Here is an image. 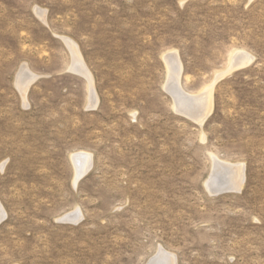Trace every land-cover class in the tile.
Instances as JSON below:
<instances>
[{
	"label": "rangeland",
	"instance_id": "374dc122",
	"mask_svg": "<svg viewBox=\"0 0 264 264\" xmlns=\"http://www.w3.org/2000/svg\"><path fill=\"white\" fill-rule=\"evenodd\" d=\"M154 263L264 264V0H0V264Z\"/></svg>",
	"mask_w": 264,
	"mask_h": 264
},
{
	"label": "bare ground",
	"instance_id": "6f19581e",
	"mask_svg": "<svg viewBox=\"0 0 264 264\" xmlns=\"http://www.w3.org/2000/svg\"><path fill=\"white\" fill-rule=\"evenodd\" d=\"M71 43V42H70ZM69 42L67 43V45L69 46V44H70ZM71 47H69V49H70ZM175 53V52H174ZM171 55H172V53H170ZM173 55H176V54H173ZM173 55H172V57H173ZM248 54H245V55H237V57H233V59H232V62H231V64H230V66H228L229 67V69H228V71L229 70H231V69H235V68H238V67H241L242 65H246L248 62H249V60L251 59L250 57H248L247 56ZM168 56V55H167ZM73 57H75V56H73ZM172 57H170V58H172ZM177 57V56H176ZM169 58V59H170ZM74 59H77V58H74ZM168 59V60H169ZM73 60V59H72ZM78 60H79V58H78ZM171 60V59H170ZM174 60H176V58L174 59ZM174 60H173V62H174ZM179 60V59H178ZM177 60V61H178ZM172 61V60H171ZM171 61H170V63H171ZM167 62V61H166ZM180 62V61H179ZM178 62V63H179ZM78 63H80V65L83 67V64H82V62L81 61H79ZM246 63V64H245ZM250 63V62H249ZM76 64V63H75ZM174 64H176V63H174ZM180 64V63H179ZM171 65V64H170ZM176 66H178L176 69H178L179 71H180V65H176ZM173 67V66H172ZM171 67V68H172ZM84 68V67H83ZM171 68H170V70H171ZM74 70V69H73ZM85 70V69H84ZM178 70H176V71H178ZM77 71V70H76ZM87 71V70H86ZM85 71V72H86ZM173 71V72H172ZM171 72V74H174V75H177L178 76V74L180 73H178V72H176L175 71V69L174 70H172ZM232 71V70H231ZM84 72V71H83ZM87 73V72H86ZM85 73V74H86ZM176 73V74H175ZM223 74V73H222ZM85 76V75H84ZM217 76H220V75H218L217 74ZM217 76H215L216 78H217ZM222 76H224V75H222ZM214 77V78H215ZM220 78H221V76H220ZM170 79V78H169ZM218 79V78H217ZM174 80V79H173ZM177 80V79H176ZM171 81V80H170ZM174 82H175V80H174ZM169 85H170V83H168ZM215 84V83H214ZM175 86V85H174ZM170 87H172V85H170ZM91 88V87H90ZM175 88V90L173 91V93H171L173 96H174V101H175V106H176V110L179 112V113H182V114H184V115H186L187 117H189V118H191V119H193V120H197L198 122H202L203 121V119L202 118H205L204 116L208 113V111H209V108H210V104H211V88H212V86H210V87H208L205 91H203L202 93H200L199 95H190V94H188V93H185V91H183L180 87H178L177 86V88L176 87H174ZM169 91H170V88H169ZM94 95H95V93H94ZM212 107V106H211ZM211 110V109H210ZM208 115H209V113H208ZM207 115V116H208ZM185 116V117H186ZM186 117V118H187ZM73 158V163H74V166H75V168H76V178H75V181L78 179V178H80L85 172H86V170L90 167V156L89 155H86V154H83V153H79V154H77L76 156H74V157H72ZM219 163V162H218ZM214 164H215V162H214ZM221 165V164H220ZM225 165H227V164H225ZM231 165H233V164H231ZM223 166V165H222ZM237 166V165H236ZM218 167V166H217ZM217 167L215 168V169H217ZM225 168V167H224ZM238 168V167H237ZM219 169V168H218ZM236 169V168H235ZM226 171V170H225ZM236 170H234V173H236L235 172ZM238 171H239V169H238ZM237 171V172H238ZM240 172V171H239ZM241 172H242V169H241ZM224 172H222V174H223ZM217 175H218V173H216ZM220 174V173H219ZM227 175H229L228 173H226ZM230 174H231V172H230ZM214 175V174H213ZM226 177V176H225ZM234 177V176H233ZM238 177H240V176H238ZM220 178V177H219ZM231 178H232V176H231ZM235 178H237V176L235 177ZM234 178V179H235ZM242 178V177H241ZM240 178V179H241ZM223 179V178H222ZM234 179H233V183H235V181H234ZM239 179V180H240ZM211 180V179H210ZM225 180V179H224ZM229 180V179H228ZM212 181V180H211ZM211 181H209V182H211ZM219 181V180H218ZM223 181V180H222ZM230 181V180H229ZM208 182V183H209ZM236 182H238L237 180H236ZM212 183V182H211ZM222 183V182H221ZM226 183H228V182H226ZM231 183V182H230ZM233 183H231V185L233 184ZM218 184V183H217ZM225 184V183H224ZM235 184H238V183H235ZM208 185V184H207ZM209 185H211V184H209ZM213 185V184H212ZM219 185V184H218ZM233 186V185H232ZM210 187H212V186H210ZM215 187V186H214ZM219 187V186H218ZM223 187V186H222ZM226 187V186H225ZM224 187V188H225ZM216 188V187H215ZM237 188H238V185H237ZM223 189V188H222ZM233 189V188H232ZM71 213V212H70ZM66 218L67 219H69V220H74L75 218H77V216L75 217V215L74 214H72V215H66ZM61 219V218H60ZM77 220V219H76ZM173 260V259H172ZM174 261V260H173ZM162 262V261H161ZM156 263H158L157 261H156ZM156 263H154V264H156Z\"/></svg>",
	"mask_w": 264,
	"mask_h": 264
},
{
	"label": "water",
	"instance_id": "95a60500",
	"mask_svg": "<svg viewBox=\"0 0 264 264\" xmlns=\"http://www.w3.org/2000/svg\"><path fill=\"white\" fill-rule=\"evenodd\" d=\"M223 189L219 190V191H222Z\"/></svg>",
	"mask_w": 264,
	"mask_h": 264
}]
</instances>
